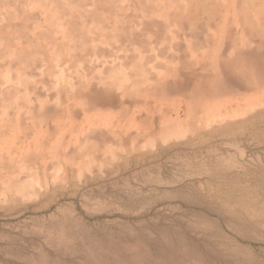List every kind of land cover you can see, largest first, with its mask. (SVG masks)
Masks as SVG:
<instances>
[{"label":"rangeland","instance_id":"rangeland-1","mask_svg":"<svg viewBox=\"0 0 264 264\" xmlns=\"http://www.w3.org/2000/svg\"><path fill=\"white\" fill-rule=\"evenodd\" d=\"M257 40L264 0H0V264H264Z\"/></svg>","mask_w":264,"mask_h":264},{"label":"crops","instance_id":"crops-1","mask_svg":"<svg viewBox=\"0 0 264 264\" xmlns=\"http://www.w3.org/2000/svg\"><path fill=\"white\" fill-rule=\"evenodd\" d=\"M253 39H254V36H253ZM254 46L255 48H259V47H263L264 48V43H259L258 40L257 42L254 43ZM263 54V53H262ZM263 57V55H262ZM245 63H248L250 64L251 68L253 71L256 72V76H254V79L256 80V82H259L257 85H261V86H264V60L263 59H259V58H255L254 55H250L249 58L244 61ZM260 63V65H259ZM245 86H249L248 84H246ZM253 117L250 116L246 119V121H243V123H241V128H242V132H244V134H247L249 133V127L251 126L249 124V121L252 120ZM261 126H258L255 128L254 132L257 131ZM244 130V131H243Z\"/></svg>","mask_w":264,"mask_h":264},{"label":"bare ground","instance_id":"bare-ground-1","mask_svg":"<svg viewBox=\"0 0 264 264\" xmlns=\"http://www.w3.org/2000/svg\"><path fill=\"white\" fill-rule=\"evenodd\" d=\"M254 52V51H253ZM247 53V52H246ZM250 53V52H249ZM248 53V54H249ZM230 54V53H229ZM250 55V54H249ZM261 59H262V57H261ZM216 60V59H215ZM224 63V62H223ZM221 64V63H220ZM225 64V63H224ZM226 68H227V66H226ZM118 69H120V68H118ZM113 70V69H112ZM117 70V69H116ZM119 74H120V72L119 71H117ZM115 73V72H114ZM225 73V72H224ZM112 74V73H111ZM122 75V74H121ZM125 74H123V76H124ZM226 75V74H225ZM123 76H121V77H123ZM57 77V76H56ZM113 77V76H112ZM125 77V76H124ZM226 77V76H225ZM232 77V76H231ZM254 77V76H253ZM108 78V77H107ZM229 78V77H228ZM115 79V78H114ZM123 79V78H122ZM131 79V78H130ZM227 79V78H226ZM112 80V79H111ZM124 80V79H123ZM128 80V79H127ZM184 80V79H183ZM237 80H238V78H237ZM119 81H121V79L119 80ZM129 81V80H128ZM226 81V80H225ZM141 82V81H140ZM227 82H228V80H227ZM233 82V81H232ZM120 84H122V82H119ZM145 83V82H144ZM183 83V82H182ZM187 83H188V81H187ZM229 83V82H228ZM125 84V83H124ZM180 84V83H179ZM184 85L186 84V83H183ZM182 84V85H183ZM226 84V83H225ZM240 84V83H239ZM238 84V85H239ZM181 85V84H180ZM186 85H188V84H186ZM241 85V84H240ZM255 85V84H254ZM136 86V85H135ZM138 86V85H137ZM227 86V85H226ZM229 86V85H228ZM234 86H236V85H234ZM242 86V85H241ZM261 86V85H260ZM132 87H134V86H132ZM242 87H244V86H242ZM126 88V87H125ZM129 88H130V86H129ZM128 88V89H129ZM135 88V87H134ZM248 88V87H247ZM123 89V88H122ZM133 89V88H132ZM241 89H243V88H241ZM124 90V89H123ZM127 90V89H126ZM133 91V90H132ZM122 92V91H121ZM232 94V93H231ZM244 100V99H243ZM243 104V103H242ZM243 106V105H242ZM246 109V105H245V107L243 108V109H241L240 107H239V109L237 110V111H239V110H245ZM236 110L234 109V111L236 112ZM176 125H168V127H166L165 129H163L161 132H162V136H163V138L164 139H167V138H170L171 136H176L177 135V133L175 132V130H173V127H175ZM160 136H161V134H160ZM148 140H149V138H148ZM146 142V141H145ZM19 190V189H18ZM21 193V192H20Z\"/></svg>","mask_w":264,"mask_h":264},{"label":"trees","instance_id":"trees-1","mask_svg":"<svg viewBox=\"0 0 264 264\" xmlns=\"http://www.w3.org/2000/svg\"><path fill=\"white\" fill-rule=\"evenodd\" d=\"M256 197L263 198L264 196H262V195H257ZM231 198H235V197H231Z\"/></svg>","mask_w":264,"mask_h":264}]
</instances>
